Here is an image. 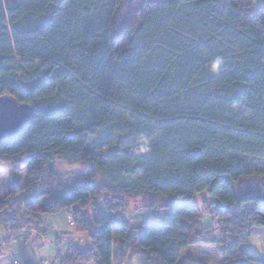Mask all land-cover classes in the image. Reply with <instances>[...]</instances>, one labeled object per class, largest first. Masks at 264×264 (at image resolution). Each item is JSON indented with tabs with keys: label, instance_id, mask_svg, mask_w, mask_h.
Instances as JSON below:
<instances>
[{
	"label": "trees",
	"instance_id": "16d2710c",
	"mask_svg": "<svg viewBox=\"0 0 264 264\" xmlns=\"http://www.w3.org/2000/svg\"><path fill=\"white\" fill-rule=\"evenodd\" d=\"M256 2L0 0V97L33 110L20 136L0 144L10 166L3 243H44L43 216L73 208L75 232L55 240L69 243L60 264H202L206 246L221 264H264L244 248L264 229V169L240 158L264 160ZM57 162L88 174L67 184ZM248 180L258 190L243 195ZM138 198L169 200L170 217L130 228L120 215Z\"/></svg>",
	"mask_w": 264,
	"mask_h": 264
},
{
	"label": "rangeland",
	"instance_id": "374dc122",
	"mask_svg": "<svg viewBox=\"0 0 264 264\" xmlns=\"http://www.w3.org/2000/svg\"><path fill=\"white\" fill-rule=\"evenodd\" d=\"M221 4L225 0H219ZM264 0L261 2H256L255 9L262 6ZM124 12L121 11V14ZM241 160L244 165L255 170L264 169V160L256 159L248 156H241ZM57 174L67 183L73 184L75 179L80 175H87L88 168L79 164H68L64 162H57ZM9 165H0V200L5 196L9 190ZM26 174V167L23 168L19 173H17V178L23 181ZM258 180H248L245 182L244 187L241 189V194H246V192L253 193L258 190ZM201 200L197 203L201 204ZM102 202H97V210L102 212L109 220H111L112 215L107 214L103 207H101ZM126 210L120 215V220L128 224L130 228H138L145 222H158L162 219L170 217L171 205L169 200L156 199V198H138L135 200L126 201ZM165 206V207H163ZM89 213L91 210H88ZM92 214V213H91ZM60 217V224L57 223L56 219ZM58 216H43V220L51 228L47 234L44 243L39 241L25 242L22 237L16 238V240L11 241L10 244H4L3 241L0 243V264H6V258L12 256L11 251L14 250L18 260L17 262L25 261V264H60L61 260L66 256L67 248L69 243L63 242L59 247L56 246L55 240L60 235V233H66L64 236L68 237L74 233L75 229H68L67 227V213L62 212ZM56 221V222H55ZM205 226H215L216 222L209 217L204 218ZM60 228V231H55L53 227ZM74 228V227H73ZM3 238V237H2ZM215 239H222L219 233H216ZM4 239H6L4 237ZM76 243L75 240H72ZM244 248L250 250L257 254L264 253V229H256L253 232L251 239L244 245ZM200 260L202 264H221L218 252L214 246H206L202 249L200 254ZM94 264V263H90ZM129 264H143V259L140 256L133 257Z\"/></svg>",
	"mask_w": 264,
	"mask_h": 264
},
{
	"label": "water",
	"instance_id": "95a60500",
	"mask_svg": "<svg viewBox=\"0 0 264 264\" xmlns=\"http://www.w3.org/2000/svg\"><path fill=\"white\" fill-rule=\"evenodd\" d=\"M0 107L6 110L0 120V144L15 141L32 118V107L16 101L12 96L0 97Z\"/></svg>",
	"mask_w": 264,
	"mask_h": 264
},
{
	"label": "crops",
	"instance_id": "0c3cea01",
	"mask_svg": "<svg viewBox=\"0 0 264 264\" xmlns=\"http://www.w3.org/2000/svg\"><path fill=\"white\" fill-rule=\"evenodd\" d=\"M58 216V215H57ZM59 217V216H58ZM56 221H57V223H59L60 224V217L59 218H57L56 219ZM55 221V222H56ZM54 228V230L55 231H60V228H58V227H53ZM60 234H63V233H60ZM3 237V238H2ZM4 237L6 238V235H5V232L3 231V230H1L0 229V243H2V241H4L5 239H4ZM8 244H10V243H8ZM14 253H16L14 250H12L11 251V254H13L12 256H10V257H8V258H6V264H25V261H23V262H17V260L19 259L18 258V256L16 255V254H14ZM51 264H53V262L51 263Z\"/></svg>",
	"mask_w": 264,
	"mask_h": 264
},
{
	"label": "built area",
	"instance_id": "2783aa9c",
	"mask_svg": "<svg viewBox=\"0 0 264 264\" xmlns=\"http://www.w3.org/2000/svg\"><path fill=\"white\" fill-rule=\"evenodd\" d=\"M67 213V227L68 229H73V216H74V209H69L66 211Z\"/></svg>",
	"mask_w": 264,
	"mask_h": 264
},
{
	"label": "clouds",
	"instance_id": "9594fccd",
	"mask_svg": "<svg viewBox=\"0 0 264 264\" xmlns=\"http://www.w3.org/2000/svg\"><path fill=\"white\" fill-rule=\"evenodd\" d=\"M220 64H221V60L219 58L215 59L213 61V69L215 70V69L219 68ZM145 143H146V141L142 142V145ZM140 151H147V148L144 146H141Z\"/></svg>",
	"mask_w": 264,
	"mask_h": 264
},
{
	"label": "snow or ice",
	"instance_id": "6c2138e0",
	"mask_svg": "<svg viewBox=\"0 0 264 264\" xmlns=\"http://www.w3.org/2000/svg\"><path fill=\"white\" fill-rule=\"evenodd\" d=\"M6 110L3 107H0V120H3Z\"/></svg>",
	"mask_w": 264,
	"mask_h": 264
}]
</instances>
